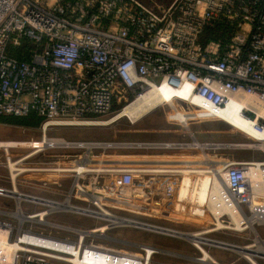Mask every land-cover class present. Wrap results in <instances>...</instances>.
Returning <instances> with one entry per match:
<instances>
[{
  "label": "built area",
  "instance_id": "1",
  "mask_svg": "<svg viewBox=\"0 0 264 264\" xmlns=\"http://www.w3.org/2000/svg\"><path fill=\"white\" fill-rule=\"evenodd\" d=\"M183 84L190 85L192 96L220 110L241 103L243 116L264 137V0H173L158 7L141 0H0V115H34L45 129L92 123L122 112L150 89ZM191 95L176 97L194 106L186 111L200 109L189 100ZM258 140L263 145L264 138ZM44 143L60 142L44 137ZM78 161L76 167L58 169L72 178V193L63 201L20 191L15 182L12 187L0 184V195L14 198L15 213L22 215L0 218V264H179L157 260L163 249L154 245L125 249L87 239L107 237L106 230L95 229L121 225L117 216L129 218L114 212L120 203L113 200L133 205L138 173L164 176L171 170L127 161ZM216 170L223 185L209 201L215 229L262 238L264 158H229ZM161 190L172 197L175 185L164 181ZM23 201L42 208L25 213ZM67 204L104 223L78 230L73 239L24 224L26 219L49 223L50 214L71 209ZM193 244L201 254L186 264H227L205 256L207 243ZM253 259L261 264L264 255L254 254Z\"/></svg>",
  "mask_w": 264,
  "mask_h": 264
},
{
  "label": "rangeland",
  "instance_id": "2",
  "mask_svg": "<svg viewBox=\"0 0 264 264\" xmlns=\"http://www.w3.org/2000/svg\"><path fill=\"white\" fill-rule=\"evenodd\" d=\"M141 1L148 5L167 6L173 0ZM202 107L192 111L194 115L185 120L183 112L194 109V106L175 98L170 102H162L136 120L126 115L116 118L119 111H115L92 119V123L52 125L47 129L42 120L34 116L0 115V184L12 187L15 182L20 191L63 201L72 193L69 186L72 178L66 175L67 172L59 171V168L76 167L80 162L78 160L86 163L136 160L141 168L171 170L164 176L138 173L130 197L133 205L120 203L113 207L118 215L149 223L145 226L147 228L129 224L109 229L102 226V231L106 229L107 237L90 235L88 240L93 238L125 249L138 248L137 244L154 245L163 249L156 256L157 260L179 264L189 263L192 257L201 254L193 244L192 236L187 237L183 233L204 232L206 238L239 246L254 245L256 236L253 232L215 229L210 202L201 216H197L200 213H184L187 216H180L174 212L183 177L189 183L187 195L183 196L185 201L204 203L203 194L200 198L198 192L204 186L206 189L210 186V176L203 174L210 171L207 157L217 164L225 158H264L260 140L230 124L209 106L202 104ZM179 114L185 123L181 121ZM44 137L60 143L56 146H45V143L42 144ZM70 141L79 144H63ZM166 142L188 145L165 147ZM161 159L173 161L175 164L160 167L142 162ZM184 170L192 173L185 174ZM164 181L174 183L175 193L172 197L163 194L161 187ZM149 182L154 187L153 193L148 191ZM72 202L84 204L73 199ZM22 207L25 213L42 208L26 201L22 202ZM16 209L17 202L14 198L0 195V218L16 220ZM47 220L49 223L43 224L35 223L32 219L23 221L25 226L33 227L34 230L71 239L77 237L80 229H91L104 223L101 219L66 208L50 214ZM258 230L264 238V227H258ZM205 248L210 255L223 263L250 264L236 247L206 244ZM252 248L255 249L256 246ZM259 261L264 264V259Z\"/></svg>",
  "mask_w": 264,
  "mask_h": 264
},
{
  "label": "bare ground",
  "instance_id": "3",
  "mask_svg": "<svg viewBox=\"0 0 264 264\" xmlns=\"http://www.w3.org/2000/svg\"><path fill=\"white\" fill-rule=\"evenodd\" d=\"M190 90H191V87L189 84H183L178 89L170 88L166 85L150 89L141 98H139L136 101H134L133 103H131L122 112H119L115 117L119 118L120 116L126 115V116L130 117L132 120H136L140 116H142L144 113H147L152 108L158 106L162 102H166V101L170 102L178 96L180 98H183V97H186L185 95H191ZM188 98L194 104H196L198 107L203 108L202 104L209 106V108L213 112L220 115L223 119H225L230 124H232L233 122L236 124H241L243 127V128H241L242 131H245L248 134L253 135L257 139H263L264 138L261 134L257 133L254 130L253 123L249 119L244 117L243 114L241 113V108H242L241 103L235 104V105H229L225 109L220 110L218 108H215L212 104L205 102L203 100H200L198 98H195L192 95L188 96ZM232 125H234V124H232ZM13 142H15V141H13ZM24 142H26V141H24ZM263 145H264V143H263ZM198 146H201V145L199 144ZM206 161L208 162V165L210 167V169H209L210 171L207 170V172H204L203 174H207L208 176H210V178H211L209 181L210 186L207 189L204 186V189L201 188L203 190L202 191L200 190V192H198V196L200 195V198L202 197L201 195L203 194V196L205 198L204 203H200V202L198 203L197 202V204H196V203H188L185 201L183 196L187 195L186 192H187V188H188L189 183L183 177L181 189H180L177 204H176V208L174 210L176 215L187 216L184 213H188V214L189 213H200V215L197 214V216H201L203 211L205 210L207 204L209 203V201L211 202V196H212L213 192H215L221 184L223 185V182L218 178L219 173L216 170V167L218 164L215 161L209 159L208 157H207ZM184 171H186L185 174L192 173V172H188L187 170H184ZM211 171H213V172L211 173ZM198 182H199V180H198ZM201 187H202V184H201ZM13 194L16 197H20L17 189H13ZM113 202L121 203L123 201H121V200L114 201L113 200ZM68 206L72 209V207L69 204L66 205V207H68ZM75 210L84 211L81 208H75ZM196 210H199V211H196ZM15 215H19V214L15 213ZM19 216L22 217V215H19ZM105 217H108V216L106 215ZM192 218H194V217H192ZM196 218H194V219H196ZM115 222L117 224H129V225H133V226H140L143 228H147L145 226L149 224V223H145V222H142L140 220H137V219H129V218L126 219V218H121L118 216L115 217ZM103 229L104 228L102 227L99 229H95V231H97V230L102 231ZM102 232H104V231H102ZM183 235H185L187 237L192 236V240L196 241V242H204L207 244L217 243L216 240L206 238V237H202V236L198 235L197 233H192V234H184L183 233ZM254 245L256 246L255 249L252 248V246H254ZM254 245H247V246H240V247L235 246V247L241 253H243V254L245 253L246 255H248V257H250V259H252L254 264H259V262H257L256 260L253 259V255L254 254H263L264 255V239L257 236L255 239ZM203 250H204L203 252L205 253V256L208 257L210 255V253L207 250H205L204 247H203Z\"/></svg>",
  "mask_w": 264,
  "mask_h": 264
},
{
  "label": "crops",
  "instance_id": "4",
  "mask_svg": "<svg viewBox=\"0 0 264 264\" xmlns=\"http://www.w3.org/2000/svg\"><path fill=\"white\" fill-rule=\"evenodd\" d=\"M155 108V107H154ZM153 109V108H152ZM183 116H185L186 117V119L185 120H187V119H189L190 118V115L192 116V115H194L193 113H192V111H185V112H183V114H182ZM179 116H180V118H181V114H179ZM181 121L183 122V123H185L184 122V120H182V118H181ZM232 124H234L237 128H243L242 127V125L241 124H236V123H232ZM199 128V127H198ZM166 146L165 147H169V146H178V145H181V146H187L188 144H185V143H181V142H179V143H171V142H166V144H165ZM225 146V145H224ZM226 159H229V158H225V159H223V160H221V162H219L220 164L224 161V160H226ZM116 161H126V160H116ZM127 162H133V163H139V161H136V160H130V161H127ZM142 162H148V163H153V164H151V165H158V166H160V167H167V166H170V165H173V164H175V162H173V161H169V160H164V159H161V160H149V161H142ZM194 162V161H193ZM218 258H221V257H218ZM221 260H223V259H221Z\"/></svg>",
  "mask_w": 264,
  "mask_h": 264
},
{
  "label": "trees",
  "instance_id": "5",
  "mask_svg": "<svg viewBox=\"0 0 264 264\" xmlns=\"http://www.w3.org/2000/svg\"><path fill=\"white\" fill-rule=\"evenodd\" d=\"M153 7H158V6H164V5H159V4H151ZM210 31H208V33H209ZM209 35H211V37H214L213 35H212V32H210L209 33ZM30 116H34V115H30ZM34 117H36V116H34ZM38 118V117H37Z\"/></svg>",
  "mask_w": 264,
  "mask_h": 264
}]
</instances>
